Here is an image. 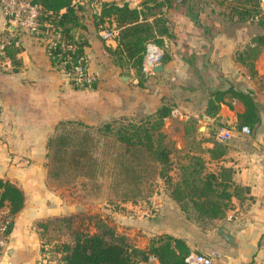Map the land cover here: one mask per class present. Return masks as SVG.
Instances as JSON below:
<instances>
[{"label": "crops", "instance_id": "1", "mask_svg": "<svg viewBox=\"0 0 264 264\" xmlns=\"http://www.w3.org/2000/svg\"><path fill=\"white\" fill-rule=\"evenodd\" d=\"M132 6L140 7L138 3ZM183 13L176 11L170 18L169 26L175 30V37L164 36L171 58L167 62L160 61L164 64L162 70L145 73L144 85L139 84L135 68L115 64L107 49L118 45L119 29L114 27L112 36L104 38L101 29L87 15V28L84 29L89 38L85 47L86 70L97 80V87L74 86L69 73L52 63L40 29L20 33L19 69L16 70L12 59L0 50V131L4 128L5 139L4 160L0 153V164L4 161V165H0V176L14 181L25 193V205L17 213H11L9 205L0 208V218H12L7 254L0 264H34L45 255L41 250L38 222L70 210L57 188L50 186L46 165L48 139L61 119L98 122L138 112L152 113L166 100L175 105L165 118L164 130L180 148H183L188 130H193L192 126L197 131L203 130V134H211L210 129L218 125L215 119L220 117L221 121L231 124L232 136L226 140L228 149L220 161L235 168V179L250 187L253 198L243 201L235 198L234 208L203 229L190 221L179 203L160 186L162 196H154L142 209L143 214L139 211L137 216L135 212L116 213L119 215L116 218L118 229L130 237L145 239L141 247H145L155 234L171 233L184 238L191 251H215L217 264H264V108L260 124L250 134L235 125L238 114L245 109L238 98L226 96L216 116L206 112L208 99L200 103L203 108L200 113L192 110L189 97L182 96L181 92L191 80L190 60L203 53L209 65L207 73L220 75V78L231 76L234 74L231 44L233 40L238 42V38L226 32L209 36L203 21L198 24ZM10 28L14 29L0 3V43ZM187 49L192 53L189 58L188 52L184 53ZM198 67L202 69L205 65L201 63ZM256 69L255 81L250 82L248 77L251 76L245 71L240 72L238 79L243 77L246 84L256 90L264 106V48L256 60ZM220 82L218 78L210 85L217 86ZM7 153L14 157L13 163L5 158ZM22 156L29 159L19 161ZM151 205L160 211L159 214ZM117 211L114 209L113 214ZM121 219L127 224H122Z\"/></svg>", "mask_w": 264, "mask_h": 264}, {"label": "trees", "instance_id": "2", "mask_svg": "<svg viewBox=\"0 0 264 264\" xmlns=\"http://www.w3.org/2000/svg\"><path fill=\"white\" fill-rule=\"evenodd\" d=\"M172 1L144 0L141 7H132L126 1L120 4L117 1L103 0L101 11L95 14L93 19L99 29L100 26L119 29L118 45L108 46L107 49L115 64L123 68H135L140 85H144L146 80L143 60L149 42L164 47L161 60L167 62L171 58L164 44V36L174 38L176 32L170 29V18L165 16L163 7L165 5L170 7ZM184 1L186 0H181L180 3ZM260 1L227 0L230 17L236 21L258 17L262 12ZM35 2L42 6L39 16L40 29L44 31L49 27L52 30L51 35L61 34L66 43L74 45V48L65 49L61 42L47 41L46 38L50 35L41 31L39 34L45 39L43 41L52 63L64 68L72 76L71 82L74 86L97 87L96 79L79 82L73 72V66L80 59L87 66L85 47L89 43V38L84 32L87 28L85 6L76 0H35ZM183 14L201 24L198 19L199 11L187 7ZM259 17L260 23L264 24V13ZM206 32L209 33V29L206 28ZM21 48V42L16 44L13 41L5 49V54L12 59L16 70L21 64L18 57ZM263 48L264 31L254 34L245 48L239 51L238 60L249 66L253 75H257L255 62ZM190 61L193 64V58ZM220 80V85L210 87L206 112L212 116L217 114L221 103L225 102V97L229 94L233 98L240 99L245 106L244 111L238 114L239 128L245 124L250 125L251 128L259 125L264 106L257 98L256 90L249 85L239 86L224 76H221ZM174 105V102H164L155 112L148 113L139 121L132 118L125 119L127 117L120 120L115 118L97 128L81 119H61L48 139L47 157L52 154L49 152L50 148L55 147V144L59 145L52 155V160L59 162V165L51 168L47 163L49 176L61 180L63 174H66L62 166H66V169L70 170L69 175H66L71 178L63 179L60 183H68L83 176L85 187L89 183L95 190L100 191L103 183L99 177L105 174L106 163L117 162L116 172L114 173L113 170L110 174L114 188L122 187L125 182L127 185L123 186L120 193L122 202L137 204L140 201H150L151 196L145 192V186L140 183L145 175L146 166L153 164L160 169L159 174L167 192L179 203L186 217L202 227L203 225L207 227L235 207V198L243 201L253 197L250 194V187L235 179V168L221 165L218 169H214L208 166V160L202 153L208 154L210 159L216 161L223 159L228 149L227 143L219 140L216 132L213 138L199 139L197 147L200 153L195 149L196 152L188 149L185 160L178 166L179 170H175L174 141L164 130L165 118L171 114ZM115 122L119 124L115 125ZM192 128V131L188 130V134L204 132L197 131L194 126ZM74 129L79 133L76 139L70 135ZM100 136L105 139L103 149L106 152L110 151L104 157L95 153V148L100 145ZM61 146L63 147L60 149ZM131 182L137 184L133 185ZM5 205H9L11 213H17L25 205V193L14 181L0 176V208ZM66 218L70 219L71 215ZM57 219L51 217L38 222L42 236L41 250L47 257L49 250L47 246L52 244L51 241L44 239L45 235L50 230H63V227L64 229L66 227L63 219ZM97 226V231L90 233L81 228L73 229L70 224L68 227L73 231L74 238L58 243L61 259L55 264H152L153 258L157 259L155 264H188L186 256L191 252V247L182 237L171 233L155 234L150 237L145 247H141L128 234L111 225L103 217L98 218ZM48 258L52 261L50 256Z\"/></svg>", "mask_w": 264, "mask_h": 264}, {"label": "rangeland", "instance_id": "3", "mask_svg": "<svg viewBox=\"0 0 264 264\" xmlns=\"http://www.w3.org/2000/svg\"><path fill=\"white\" fill-rule=\"evenodd\" d=\"M76 1L83 4L86 8V15L94 19L95 14L98 13L97 6H102L103 0H76ZM106 1H117L120 4H123L126 1L130 4V6L135 4L137 5L138 3L139 6L141 7L142 2L144 0H106ZM180 1L181 0H173L170 7L165 5L163 7L165 16L172 18V15H175L176 11L182 12L185 11L187 7L192 8L194 11L196 10L200 12V14L198 15V19L200 22L203 21V23L207 25V29H209V33L207 32V35L213 37V35H218L217 34L218 32L220 33L226 32L228 34H231L233 37L236 36L238 38V42H235V40H233V43L231 44L232 46L231 57L233 59L234 74H232L231 76H224V77L229 78L232 82H234L239 86H245L248 85L246 84L245 79L243 77L241 79H238L240 76V72L245 71V73L251 76V78L248 77V80H250V82L253 80L255 81L257 75L251 74L250 67L240 62L238 60V55H239V51L245 48L246 44L252 40L254 34L264 31V24L260 23V17H259L260 14L263 13V8H262L263 6L260 4V6H262L261 7L262 12L259 13L258 17L246 21H236L235 19L230 17L231 14L230 7L227 0H186L183 3H180ZM186 52H188L187 58H189L191 54H189L188 49L185 50L184 53ZM201 63L202 66L203 64L205 65V68L200 69L198 67L199 64ZM206 63L207 60L204 57L203 53L201 54V57L195 56V58L193 59V64H191V73H190L191 80L189 79V83H188L189 86L181 89L182 96L189 97L190 100H188V102H190L192 110H195L199 113L201 112V110H203V108L200 106V103H204L206 99H209L210 91H211L210 84L216 83L218 78L220 79V75L218 76V75H214L213 73H207V71L209 72L208 70L209 65H207ZM255 68H256V62H255ZM71 78L72 76L70 75V79ZM227 97L233 99V97L229 94L227 95ZM165 102L171 103L172 101L166 100ZM147 114L148 113L146 112H138L136 115H124V116L116 117V119L120 120L124 117H127L125 119L132 118L135 121H139L142 118H145ZM216 115L217 114L213 116ZM114 119L115 118H110L98 122H87V123H90L92 126H95L97 128L100 125L104 124L106 121H113ZM215 120H216L215 123H217L218 125L210 129V131H212L211 134H197V132L190 133L188 134V136H186L184 144H182L183 148L176 146L175 141L173 140L174 141L173 144L175 148L173 151V158H174V165L176 171L179 170L178 169L179 164L185 160L186 150L193 149V151L197 150V152L200 153V149L197 147L198 146L197 142L199 141V139H201V137L213 138L212 137L213 134H215V132L217 134V132L222 126L223 127L231 126V124H229L228 122L221 121L220 117ZM118 124H119L118 122H115V125ZM235 125L239 128L238 123H236ZM257 127L258 125L252 127V130ZM78 134L79 133L75 129L74 131H72V133H70V135L74 139H76ZM4 140H5L4 128H2V130L0 131V153H2L1 157L3 158V160H4ZM56 141L58 142V140ZM104 142H105L104 137L100 136V143H99L100 145H98L95 148V153L97 155H102L101 157H104L106 153L110 152V151L106 152V150L103 149ZM223 142L226 143V140ZM54 146L55 147H53L52 149L50 148L49 150V152L52 153V154L50 153L51 155L47 157V160L49 161H46V165L48 163V165L51 166V168L52 167L54 168L55 166L59 165V162L52 160V155L54 154V152H56L55 148H58L59 145L55 144ZM62 147L63 146H61L60 149ZM202 154L208 160L209 167L218 169L221 165H223V163L220 160L215 161L210 159L208 154L205 153ZM5 158L9 160V162L11 161V163L15 161L14 157L12 158L10 153H7V156L5 155ZM10 158L12 159L10 160ZM24 158L25 156H22L21 157L22 160L21 159L18 160L26 161L27 159H29L28 157L27 159ZM0 165H4V161ZM114 165H115V169H113ZM62 168L66 170V174L70 172V170L66 169V166H62ZM116 168H117V162L116 164L113 163V161H108V163H106L105 174L99 177L100 181H102L103 183L102 190L100 191L95 190L91 185H89V183L85 187V185L83 184L85 178L83 176H79L78 178L74 180L72 179L68 183H64V184L60 182H62L61 180L63 179H70L71 177L68 176L69 174L66 175L64 173L61 180L57 179L55 176L52 175L49 176L50 186L57 188L58 193L60 194L63 201L66 202V205H69L67 206V208L70 209L67 213L56 217L58 219H63L66 222L65 229L63 227V230H59V229L50 230L48 234H46L44 237L45 240L51 241L52 245L56 244L55 246L52 245L47 246L49 248L47 255L48 257L50 256V259L53 261L54 264L59 262V260L61 259V252L57 248L58 243L67 240H73L74 238V235L72 233L73 231L70 230V228L68 227L70 224L73 226V229L81 228L89 231L90 233H93L97 231L98 218L103 217L107 219L111 225H115L118 227V221H116V218L119 215H116V213H123V211H125L126 213L135 212L136 213L135 215L137 216V212L139 211L141 214H143L144 210L142 209L148 206L153 201L154 196H160V195L162 196L163 190L160 186L164 187L165 191H167L164 186L163 179L159 174L160 169L157 168L156 165L152 164L150 166H146V170H144L145 175L142 179V182L140 183V185L145 186V192L149 193V195L151 196L150 201L149 202L140 201L137 204H132L131 202H126V203L122 202L121 200L122 198H120L121 189L123 188L124 185L127 184L124 182L122 184V187L120 186L118 187V189L114 188V184L112 182L110 174L113 172V170L115 173ZM132 184L136 185L137 182ZM109 197L111 198V200H108L110 199ZM152 207L153 206L151 205V208ZM114 209L119 210L117 212H114L115 217L113 214ZM139 209H141V211ZM152 210L158 214L160 212L156 208L154 209L152 208ZM151 211H149V213ZM69 215H71V218L67 219L66 216ZM90 215H94V217H90ZM121 223L122 224L125 223V225L127 224V222L122 221V219H121ZM210 226L211 224H209L207 227L203 225L205 229H207ZM131 238L135 240V242H137L139 245L144 244L145 239L140 240L139 237L137 236H131ZM151 263L152 264L157 263V259L153 258L151 260Z\"/></svg>", "mask_w": 264, "mask_h": 264}, {"label": "built area", "instance_id": "4", "mask_svg": "<svg viewBox=\"0 0 264 264\" xmlns=\"http://www.w3.org/2000/svg\"><path fill=\"white\" fill-rule=\"evenodd\" d=\"M2 9L8 19V23L13 26L14 29H9V33L0 43V50L4 54L6 46L15 41L16 44L20 43V33L28 32L31 33L40 29L39 27V16L42 11V6L40 3L35 2V0H0ZM260 4L263 8L264 13V0L260 1ZM98 12L101 11V6H97ZM40 31H43L40 29ZM43 32L50 35L49 38H46L47 41L61 42V45L65 49L74 48V45L71 43H66L65 39L61 34L56 36L51 35L52 30L47 27ZM101 34L104 38H110L113 34V28L101 27ZM163 49L156 45L154 42H149L145 52L143 60V70L145 73L153 71L157 64L160 63L163 56ZM86 66L82 59L79 60L75 66H73V72L75 78L79 82L84 80L91 81L93 79L87 73ZM241 131L250 134L252 128L250 125H243L240 128ZM217 138L221 141L228 140L232 136V129L229 127H221L216 134ZM12 225L11 216H3L0 218V261L3 256L7 254V242L10 233V228ZM217 253L215 251L210 253H202L198 251H191L186 256V262L188 264H217L216 262ZM34 264H54L46 255H42L36 260Z\"/></svg>", "mask_w": 264, "mask_h": 264}, {"label": "water", "instance_id": "5", "mask_svg": "<svg viewBox=\"0 0 264 264\" xmlns=\"http://www.w3.org/2000/svg\"><path fill=\"white\" fill-rule=\"evenodd\" d=\"M164 68V64L162 62H160L159 64H157V66L154 68L155 71H159L162 70ZM205 126H201V129H204Z\"/></svg>", "mask_w": 264, "mask_h": 264}]
</instances>
